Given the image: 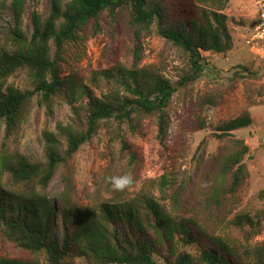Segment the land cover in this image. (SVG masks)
<instances>
[{"label":"trees","instance_id":"1","mask_svg":"<svg viewBox=\"0 0 264 264\" xmlns=\"http://www.w3.org/2000/svg\"><path fill=\"white\" fill-rule=\"evenodd\" d=\"M22 1L11 0L14 25L0 43V242H8L27 256H0V264H74L73 256L84 255L95 264H264V241L251 244L255 235L264 233V210L256 215L238 212L229 220L233 229L245 232V238L197 233L195 218H186L181 211L186 178L171 194L169 208L149 192L135 201L102 202L94 208L74 206L63 216L74 228L68 231L65 226L60 236L56 233V207L43 193L56 169L103 126L115 124L111 128L114 140L119 150L125 151L130 147L127 137L137 129L135 118L153 116L158 155L166 157L172 96L201 77L205 53L231 49L232 37L224 13L230 0H50L45 17L32 12L29 33L20 27ZM120 27L126 28L133 41V67L94 72L93 79L111 84L106 92L96 95L75 77L61 76L59 61L67 42L84 41L105 31L111 35ZM152 33L185 54L186 66L176 79L166 77L160 69L134 65L140 59L142 39ZM21 70L27 71L32 90L6 85V79ZM65 87L70 95L86 98L85 128L59 125V135L43 129L42 160L10 155L6 142L32 95L47 106L49 114L52 95ZM202 98L197 101L199 112L224 101L221 91ZM191 114L190 108L185 124L203 129L205 117L191 120ZM251 121L244 113L217 128L215 135L233 142L234 149L222 155L215 174L210 197L215 206L225 200L226 194H233L244 177L243 159L249 147L242 139L234 138L233 131ZM168 161L170 171L158 178L160 191L175 181L171 169L175 168L176 158L169 156ZM3 174L6 184L2 183ZM177 241L195 243L198 249L194 254L179 251Z\"/></svg>","mask_w":264,"mask_h":264},{"label":"rangeland","instance_id":"2","mask_svg":"<svg viewBox=\"0 0 264 264\" xmlns=\"http://www.w3.org/2000/svg\"><path fill=\"white\" fill-rule=\"evenodd\" d=\"M256 0H230L224 10L232 37L231 49L223 53H205L203 74L201 77L176 92L169 106L168 151L159 158L154 117H136V131L129 134L128 150L120 151L114 140L112 127H100L96 135L73 155L64 165L59 166L43 193L56 207V233L60 236L66 226L72 231L70 220L64 221V212L74 206L97 207L102 202H124L137 200L144 192L153 194L169 208L170 196L186 180L182 191V214L186 218L194 217L197 233L217 234L245 238V232H238L231 227L229 220L238 212L256 215L264 210V59L260 58L257 48L248 44L253 20L257 11ZM11 0H0V38L14 25V18L9 9ZM20 27L24 32L32 31L31 14L38 12L45 17L49 11L50 0H23ZM126 28L108 34L102 32L84 41L67 42L59 61L63 78H73L92 88L96 95L106 92L110 83L93 79V74L100 70L116 67L132 68L133 41ZM80 35L83 33L79 32ZM138 68L150 66L160 69L163 75L176 79L179 71L186 66L185 54L170 41L152 33L142 39ZM53 51V48H51ZM159 71V70H158ZM160 72V71H159ZM6 85H13L20 90H32L33 84L26 70H21L6 79ZM221 91L224 101L219 106H206L198 111V100L206 94ZM67 87L57 91L51 97L50 113L47 106L37 102V95H32L30 104L23 111L5 148L10 155H22L30 160L43 159V129H49L59 135V125H70L83 130L86 116V98L70 95ZM194 120L203 116L206 125L196 130L187 123V114ZM251 117V124L233 131L234 138L242 139L249 147L244 157V177L233 194H226L225 200L218 206L211 201L215 174L221 164L222 155L234 149L233 142L221 140L215 134L218 126L241 114ZM181 127L177 129V126ZM104 125V124H103ZM76 126H79L76 127ZM125 126V125H124ZM176 158L175 174L172 186L160 191L158 178L170 171L168 157ZM130 174L133 183L123 191L113 189L107 177ZM169 173L168 176H171ZM6 174L2 183L6 184ZM264 241L261 232L251 239V244ZM177 249L191 254L198 246L182 244L177 241ZM0 256L21 257L25 252H17L8 242H0ZM43 261V256L39 257ZM74 264H95L88 256H73Z\"/></svg>","mask_w":264,"mask_h":264},{"label":"built area","instance_id":"3","mask_svg":"<svg viewBox=\"0 0 264 264\" xmlns=\"http://www.w3.org/2000/svg\"><path fill=\"white\" fill-rule=\"evenodd\" d=\"M255 3L257 6L256 22L246 42L254 45L258 56L264 59V0H256Z\"/></svg>","mask_w":264,"mask_h":264},{"label":"clouds","instance_id":"4","mask_svg":"<svg viewBox=\"0 0 264 264\" xmlns=\"http://www.w3.org/2000/svg\"><path fill=\"white\" fill-rule=\"evenodd\" d=\"M107 180L116 191H123L130 187L133 183V177L130 174L109 176L107 177Z\"/></svg>","mask_w":264,"mask_h":264},{"label":"crops","instance_id":"5","mask_svg":"<svg viewBox=\"0 0 264 264\" xmlns=\"http://www.w3.org/2000/svg\"><path fill=\"white\" fill-rule=\"evenodd\" d=\"M256 16H257V11H256V13H255V18H256Z\"/></svg>","mask_w":264,"mask_h":264}]
</instances>
